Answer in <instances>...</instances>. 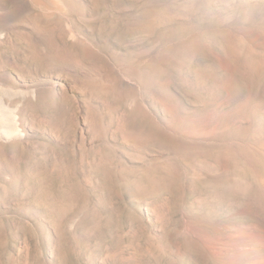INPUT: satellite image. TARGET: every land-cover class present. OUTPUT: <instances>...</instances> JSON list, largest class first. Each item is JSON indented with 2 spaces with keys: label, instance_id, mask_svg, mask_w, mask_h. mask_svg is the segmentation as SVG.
Here are the masks:
<instances>
[{
  "label": "rangeland",
  "instance_id": "rangeland-1",
  "mask_svg": "<svg viewBox=\"0 0 264 264\" xmlns=\"http://www.w3.org/2000/svg\"><path fill=\"white\" fill-rule=\"evenodd\" d=\"M0 264H264V0H0Z\"/></svg>",
  "mask_w": 264,
  "mask_h": 264
}]
</instances>
